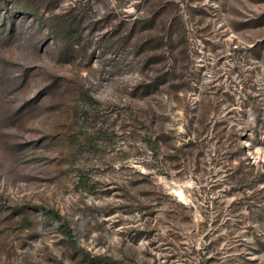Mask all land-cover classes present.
<instances>
[{
	"label": "rangeland",
	"instance_id": "rangeland-1",
	"mask_svg": "<svg viewBox=\"0 0 264 264\" xmlns=\"http://www.w3.org/2000/svg\"><path fill=\"white\" fill-rule=\"evenodd\" d=\"M0 264H264V0H0Z\"/></svg>",
	"mask_w": 264,
	"mask_h": 264
},
{
	"label": "trees",
	"instance_id": "trees-1",
	"mask_svg": "<svg viewBox=\"0 0 264 264\" xmlns=\"http://www.w3.org/2000/svg\"><path fill=\"white\" fill-rule=\"evenodd\" d=\"M167 76V75H164ZM160 77H158V79L156 78L155 80L151 81L150 83H148V85L146 86L147 90H151V91H157L159 89V87L164 84V83H160ZM193 146V144H190V147ZM44 213L50 217H54L57 219H60V215L57 214L55 211L53 210H47V209H43ZM66 233L68 232L67 230L65 231ZM68 236H70V232L67 233Z\"/></svg>",
	"mask_w": 264,
	"mask_h": 264
}]
</instances>
